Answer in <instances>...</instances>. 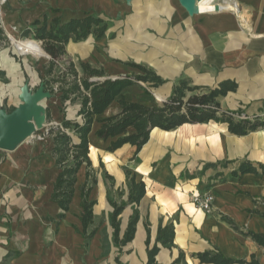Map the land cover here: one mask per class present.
Masks as SVG:
<instances>
[{"label": "crops", "instance_id": "1", "mask_svg": "<svg viewBox=\"0 0 264 264\" xmlns=\"http://www.w3.org/2000/svg\"><path fill=\"white\" fill-rule=\"evenodd\" d=\"M235 1L234 10L205 14L195 24L180 23L178 30L182 33L176 40L171 34L166 35L164 45L150 39L145 60L148 68L144 67L166 83L177 77L179 81L188 80L191 86L210 89L224 82L234 83L235 91L218 98L222 111L239 113L237 120L241 114L242 118H264V0ZM164 5L172 17L171 1ZM9 6L16 11L2 9L1 18L13 41L48 16V10L52 20L60 18L67 23L91 15L88 10L93 8L107 12L125 9L122 4L116 7L115 0H9ZM175 7L177 17L185 20V10ZM147 27L158 30L152 22L137 29ZM166 27L171 32L174 29L171 23ZM89 38L71 41L64 59L70 56V61L77 58L81 64H90ZM175 85H171L167 99ZM137 93L135 85L126 88L103 115L95 117L89 140L97 178L90 201L96 205L93 223L86 230L82 222L86 165L78 173L69 209L63 211L52 200L60 170L51 138L29 140L4 154L0 159V264H147V228L153 246L160 225L171 223L176 232L174 246H160L157 264H172L181 251L187 256V264H201L192 256L205 252H218L236 261H250L255 255L264 264V247L246 235L264 234V174L234 175L246 160L264 165V129L238 137L229 133L228 124L214 121L185 124L173 131L155 128L140 152L128 144L110 153L111 140L97 136L100 121L120 113L121 97L142 103ZM224 162L230 163L223 167ZM96 164L103 167L102 171ZM208 164L217 167L207 169ZM126 171L145 183L146 195L139 205H128L119 217L123 237L130 217L135 211L140 215L133 241L119 247L114 241L111 202H128ZM204 194L214 196L209 212L193 203L194 195Z\"/></svg>", "mask_w": 264, "mask_h": 264}, {"label": "trees", "instance_id": "2", "mask_svg": "<svg viewBox=\"0 0 264 264\" xmlns=\"http://www.w3.org/2000/svg\"><path fill=\"white\" fill-rule=\"evenodd\" d=\"M33 29H26L22 36L33 35L35 40H26L38 50L37 56L44 52V57H50L49 63L44 67L41 74L42 84L46 91L60 94L61 104L67 102H79L80 109L77 117L80 120L68 119L64 115L60 126L49 130L48 136L53 140V155L56 160L60 174L54 184L52 200L56 202L63 211H68L73 199L77 176L83 165L88 168V183L83 187L84 214L82 218L84 230L93 223V209L96 202L90 201V194L97 184L94 174L93 164L90 159L89 136L96 116L103 115L110 106L121 96L122 92L137 82L150 84L152 88H160L166 84L155 72L144 66L131 64L138 69L140 74L121 77L118 79H105L94 81L95 78H104V70L92 67L90 64L82 63L83 74H80L74 64L70 61L68 67L61 73H57L61 61L67 55L66 47L71 42L86 40L91 35L103 38L108 30V25L102 18L88 15L82 19L72 20L63 23L60 18H55L49 23L45 16L43 21H36L32 25ZM9 44V39L0 23V48ZM17 48L23 53L31 52L22 46ZM47 54V55H46ZM57 85L55 91L53 87ZM237 85L231 82L220 84L219 88H201L191 86L188 80H180L174 87L172 95L161 106H148L142 103L130 102L125 97L119 101L120 113L102 119L101 127L97 131V136L104 140H111L108 151L113 153L125 145L136 147L137 153L148 143L150 134L155 128L164 131H173L185 124H206L211 121L228 124L231 135L238 137L249 135L264 129V118L255 117L236 119L239 113L224 112L218 101L219 97L226 96L228 92L235 91ZM53 89V90H52ZM56 93V94H57ZM15 109V108H14ZM12 109L10 112H12ZM50 115L48 114V118ZM230 162L221 165L227 167ZM217 164H208L206 168H215ZM262 171L264 165H255L250 161H244L238 173L257 174ZM128 177L129 197L127 203L117 204L111 202L114 209L112 214V227L114 229V241L119 247H124L132 242L136 227L140 219L138 211L130 217L127 230L123 237L120 236V220L128 205H139L146 195V185L143 181H137L136 176L126 171ZM132 175V176H131ZM131 176V177H130ZM112 179V177H109ZM113 180V179H112ZM230 224L235 230L240 229L233 223ZM148 231V262L147 264H157L156 257L161 251V247L172 248L175 241V226L173 223L160 225L157 232L156 243L151 245V231ZM247 236L260 246L264 247V234L247 232ZM201 264H260L255 255L250 261L232 260L224 258L218 252H205L193 255ZM172 264H187V256L180 252L178 258Z\"/></svg>", "mask_w": 264, "mask_h": 264}, {"label": "rangeland", "instance_id": "3", "mask_svg": "<svg viewBox=\"0 0 264 264\" xmlns=\"http://www.w3.org/2000/svg\"><path fill=\"white\" fill-rule=\"evenodd\" d=\"M115 1L116 7L122 4V9H125L120 12H107L98 10L97 8L88 10V14L90 13L95 17L102 18L108 25V30L103 38L99 39L91 35L88 39V63L92 64L94 67L103 68L106 74L104 78H95L94 80H103L107 77H116L124 74L134 77L135 74H140V71L132 67L131 64H139L148 68V64L145 60L149 57L148 42L150 39H154L157 44L162 43V45H164L166 35L171 34L172 38L176 40L182 33L178 30V25L180 23L188 22L189 24H195L200 18L205 16L191 15L182 5L181 0ZM168 1L172 3V17L167 14L165 9L164 3ZM217 1L221 2L223 0ZM175 6L185 10V20H181L177 17L176 10L178 9ZM5 8L11 13L16 11L9 6V0H0V18L3 15L1 14L2 9ZM50 11L51 10H48L49 14L47 17L49 23H52L51 17L53 14ZM43 20L44 19L41 21ZM2 22L1 18L0 23L4 29L5 27ZM150 22L155 24L158 30H153L148 27L141 30L137 29ZM170 23L173 24L174 28L172 32L167 30L166 27V25ZM29 28L33 29L32 26ZM14 30H17L16 27H14ZM8 32L5 31L9 39V44L0 48V107L10 112L12 109L22 104L20 96L25 86L29 87L32 94H36L40 89L42 85L41 74L44 73V67L49 63V58L44 57L43 54L38 57L33 54V52L37 54L38 50L29 42H26V40L36 41L41 47V43L35 40L33 35L23 37V33H20L17 35L15 41H13L10 37V30ZM155 34L156 36H154ZM11 36L14 37L13 35ZM18 45L29 49L31 52L23 53L17 48ZM172 45L176 44L172 43ZM71 59L72 58L69 56L61 61L56 72L59 74L65 70ZM72 62L83 72L80 67L81 61L79 59L73 58ZM178 82L179 77L173 78L172 80L169 79L163 87L157 89L152 88L150 84L137 82L135 84V90L139 95L138 100L147 105L161 106L169 95L171 85L177 84ZM53 89L56 91L57 85H55ZM46 92H49V94L44 97L42 101V105L45 108V123L42 128L37 129L33 137L25 142L29 140L31 142H36L50 138L48 136L49 130L53 127L60 126L64 115L72 120H77L75 114L80 107L78 101L61 104L60 94H58L57 91V94L50 92V90ZM48 114L50 115L49 118ZM7 152L10 151L0 150V159L5 156L4 154H7ZM96 169L100 172L103 167L96 164ZM93 170L95 174L96 170ZM117 194L121 195L120 192Z\"/></svg>", "mask_w": 264, "mask_h": 264}, {"label": "water", "instance_id": "4", "mask_svg": "<svg viewBox=\"0 0 264 264\" xmlns=\"http://www.w3.org/2000/svg\"><path fill=\"white\" fill-rule=\"evenodd\" d=\"M196 0H181L182 5L190 10ZM219 10V7L217 8ZM47 55V54H46ZM47 58L50 57L47 55ZM105 80V79H103ZM97 81V80H94ZM46 92L42 84L36 94L29 87L22 89V104L12 112L0 107V150L14 151L20 144L34 135L45 123V108L42 105Z\"/></svg>", "mask_w": 264, "mask_h": 264}, {"label": "bare ground", "instance_id": "5", "mask_svg": "<svg viewBox=\"0 0 264 264\" xmlns=\"http://www.w3.org/2000/svg\"><path fill=\"white\" fill-rule=\"evenodd\" d=\"M218 7L219 10L217 9ZM236 7H237V3L235 0H225V1L223 0L221 2H218L217 0H196L195 4L190 10H188V12L191 15L215 14L216 12L219 11L234 10L236 9ZM42 54L44 55V52H42ZM33 136L34 135L30 136L29 138ZM93 152L95 154V151Z\"/></svg>", "mask_w": 264, "mask_h": 264}, {"label": "built area", "instance_id": "6", "mask_svg": "<svg viewBox=\"0 0 264 264\" xmlns=\"http://www.w3.org/2000/svg\"><path fill=\"white\" fill-rule=\"evenodd\" d=\"M193 203L201 210L211 211L212 204L214 202V196L212 194L194 195Z\"/></svg>", "mask_w": 264, "mask_h": 264}]
</instances>
